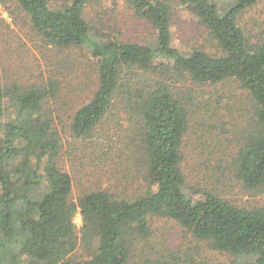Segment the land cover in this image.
Segmentation results:
<instances>
[{
    "label": "trees",
    "instance_id": "obj_1",
    "mask_svg": "<svg viewBox=\"0 0 264 264\" xmlns=\"http://www.w3.org/2000/svg\"><path fill=\"white\" fill-rule=\"evenodd\" d=\"M14 1L47 45L84 50L92 59L95 88L71 118L73 138L91 140L104 156L143 162L138 173L145 186L137 196L99 190L72 201V178L59 165L61 140L47 109L58 97V82L49 77L29 88L0 83V264H62L79 240L92 253L76 264H129L136 247L149 241L154 217L174 221L195 240L231 256V264H264V207L241 208L208 191L185 189L182 143L189 115L180 93L182 82L237 86L243 94L238 112L246 122L231 127L225 141L234 142L237 180L249 189L262 186L264 34L247 35L237 20L264 0H231L225 9L216 0H179L215 43L212 54L172 47L168 0H128L155 30L146 45L103 38L85 17L89 0L54 7L49 0ZM117 109L124 116L113 121ZM151 264L207 263L186 253Z\"/></svg>",
    "mask_w": 264,
    "mask_h": 264
},
{
    "label": "rangeland",
    "instance_id": "obj_2",
    "mask_svg": "<svg viewBox=\"0 0 264 264\" xmlns=\"http://www.w3.org/2000/svg\"><path fill=\"white\" fill-rule=\"evenodd\" d=\"M68 1L49 0V4L51 7L61 6ZM168 3L171 7L172 47L180 52L198 48L215 53V43L207 30L199 25L185 6L180 5L179 0H168ZM216 3L225 9L231 0H216ZM85 17L105 39L145 45L155 40V30L135 13L128 0H89ZM237 23L247 35L254 38L262 36L264 1L244 10ZM49 77H54L60 86L58 97L48 103L47 109L61 140L59 165L72 178V201H77L89 191L99 190H107L118 198L137 196L145 186L141 180L143 172L138 173L144 169L143 162L104 156L94 148L91 140H75L70 132L73 114L91 98L95 88L96 73L90 56L84 50L55 49L47 45L30 28L14 0H0L1 85L40 87ZM181 84L180 93L189 115V129L182 143L181 171L185 189L187 192L190 189L208 191L241 208H263L264 184L249 189L237 180L231 164L234 142L231 137L227 139L228 143L225 141L231 127H243L246 122L238 112H243L239 102L242 93L233 83L223 87L222 84ZM201 101L210 103V107H200ZM213 110L215 113L212 115ZM116 113L113 121H120L124 115L119 109ZM75 220L79 228L80 215H76ZM149 226V241L136 247L129 264H151L170 254L184 257L186 253L207 264H231L233 260L228 254L214 251L207 243L195 240L170 219L154 217ZM85 247L79 240L76 250L62 264L88 260L92 251Z\"/></svg>",
    "mask_w": 264,
    "mask_h": 264
},
{
    "label": "built area",
    "instance_id": "obj_3",
    "mask_svg": "<svg viewBox=\"0 0 264 264\" xmlns=\"http://www.w3.org/2000/svg\"><path fill=\"white\" fill-rule=\"evenodd\" d=\"M74 224H76V220L74 219Z\"/></svg>",
    "mask_w": 264,
    "mask_h": 264
}]
</instances>
